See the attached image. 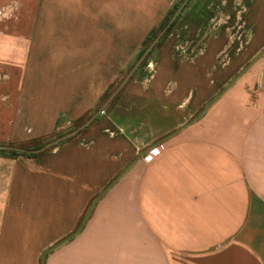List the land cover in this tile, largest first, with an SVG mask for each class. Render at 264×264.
Segmentation results:
<instances>
[{"label":"crops","instance_id":"1","mask_svg":"<svg viewBox=\"0 0 264 264\" xmlns=\"http://www.w3.org/2000/svg\"><path fill=\"white\" fill-rule=\"evenodd\" d=\"M156 2L0 0V144L64 130L109 90L112 79L90 81L96 22L113 21L96 5H119L126 22L129 4L138 20ZM66 3L78 6L67 18ZM247 3L253 24L264 0ZM205 17L194 8L190 23ZM197 36L184 48L157 46L84 131L37 156L0 154V264H42L131 162L46 264H264V70L253 64L216 97L225 80L210 77L222 48ZM48 37H76V51ZM71 51L66 65L48 56Z\"/></svg>","mask_w":264,"mask_h":264},{"label":"rangeland","instance_id":"2","mask_svg":"<svg viewBox=\"0 0 264 264\" xmlns=\"http://www.w3.org/2000/svg\"><path fill=\"white\" fill-rule=\"evenodd\" d=\"M72 1L73 0H68V2ZM113 1L115 2V0ZM151 1L153 0H149V2ZM155 2V5L154 3L152 5L150 4L149 8L148 6L145 7V14H139L140 16L136 15L138 20L134 18L135 15L131 12V4H129L128 17L126 22H124L125 20H123V18H119L115 14V8L116 6L119 7V5L114 4L113 6H110L112 12H105L106 7L104 5H96L95 13H97L98 17L108 18L105 16V13H112L113 21L98 19L96 22L97 30H95L93 34H96L97 36L96 51L94 54L96 56L97 63L94 72L90 77L92 80H89L97 82L101 80L110 81L112 79L113 82L109 90L103 96L102 100L99 101L86 116L79 120H76L71 125H67L69 127L66 126L64 130L59 131L58 133L60 135L71 131L72 129L85 122L103 105L109 94L112 93L113 90H115L130 67L136 62L137 57L155 38H157V36H159L182 0H155ZM247 2H249V0H229V4H227L225 0H190L187 6L175 20L173 25L170 27V29L162 35L163 37L161 44L167 39V41H165V44H176L183 48L185 46H189L192 43L193 39H198V41L200 42L201 39H199L200 37L197 36V34L207 33L208 36H212L211 38H213L215 41L218 40V44L220 48H222V52L216 59L217 70L215 72V75L211 76L210 79L216 81V79L220 80L224 77L225 82L214 95L222 92L223 90L225 91L229 87L230 82H232V80H234L238 76V74L264 49V20H262V18L264 17V15L262 14L264 13L260 12V14L258 15L260 17V20H257V22L254 21L252 24L251 21H248V15H246L249 9V5ZM50 7L52 8V12H55L56 6H54V9L53 6ZM77 7L78 6H76V4L68 5L66 3L65 5L59 6V9L62 8V11L65 13L67 18L68 16H72V14L76 13ZM83 7L88 8V6ZM124 7H127V5H124ZM194 8L198 10V13L207 16L201 21H197V26L190 23V13L193 12ZM67 22L68 21H65V23ZM85 24H87V22ZM173 30H175L174 35L172 34ZM177 33L179 34L178 36H176ZM37 39L40 40V38ZM46 39H48L49 44H55L57 41H59V43H64L66 46H70L69 48L73 47L74 51H76V37H48ZM141 41V46H139L138 50L133 54L134 48L139 45ZM194 43L195 41L193 42V44ZM126 48L128 50L127 53L124 52ZM155 49L156 47L154 48V50ZM154 50L150 53L145 62H148V60H150L149 58L153 54ZM74 51L71 52L73 53ZM132 54L133 57L130 59L128 66L122 69V64L125 62L128 56L130 58ZM34 55L40 56L41 53ZM51 55L58 56L59 58H65V62L63 64L66 65L67 63H69V57H72L73 55L76 56V52H74L73 54H48L49 57H51ZM143 64L142 66L144 67ZM253 64V68H255L253 72H255V70H264V53L260 55V57L256 61H254ZM250 67L247 70H249ZM141 69L142 67H140L138 71ZM137 72L135 73V75L137 74ZM245 72L237 79L239 80V78L243 76H246L243 77L244 79L251 76L250 71H248L247 74H245ZM254 76L255 75H253L252 77L254 78ZM82 79L83 78H81V80ZM83 80L86 81L87 78H84ZM253 88L255 91L258 88L257 81L253 85ZM94 122L95 121H93L91 124H93ZM42 139L44 138L18 145H21L23 147H27V145L35 147L39 144V140Z\"/></svg>","mask_w":264,"mask_h":264},{"label":"water","instance_id":"3","mask_svg":"<svg viewBox=\"0 0 264 264\" xmlns=\"http://www.w3.org/2000/svg\"><path fill=\"white\" fill-rule=\"evenodd\" d=\"M190 0H182V2L180 3V5L176 8V10L174 11V13L172 14V16L170 17V19L168 20L166 26L163 28V30L161 31V33L159 34V36H157V38H155L146 48L145 50L142 52V54L137 58L136 62L133 64V66L131 67V69L128 71V73L125 75V77L123 78V80L120 82V84L115 88V90H113V92L107 97V99L105 100V102L103 103V105L89 118L87 119L85 122H83L82 124H80L79 126H77L76 128L72 129L71 131L62 134L61 136L50 140L48 142H46L45 144H43L42 146L38 147V148H25L22 146H17V145H9V144H0V149H5V150H13V151H18L21 153H31V154H39L73 136H75L76 134L80 133L81 131H83L85 128H87L105 109L106 107L112 102V100L117 96V94L122 90V88L126 85V83L132 78V76L134 75V73L139 69V67L141 66V64L144 62V60L148 57V55L151 53V51L154 49V47L156 46V44L158 43L159 39L161 38V36L166 32V30L168 28H170V26L173 24V22L178 18V16L181 14V12L183 11V9L187 6V4L189 3ZM264 53V49L261 51V53L252 61L250 62L239 74L238 76L232 80V82H230L229 86L233 84V82L240 76L242 75L253 63L254 61H256L260 55H262ZM224 92V90L222 91ZM220 92V94L222 93ZM220 94H218L216 97H218ZM210 105V104H208ZM205 106V108L198 114V116H196L194 118L197 119L208 107ZM133 162H131L122 172H120V174H118V176H116L111 182L110 184H108V186L106 188H104V190H102V192L93 200L92 204L90 205L88 211L86 212L80 226L77 228V230H75L74 232H72L70 235H68L67 237L63 238L62 240L58 241L57 243L51 245L50 247H48L42 254V264H46V256L48 254L49 251L59 247L60 245L64 244L66 241H68L70 238H72L74 235H76L78 233V231L81 229L82 225L84 224V222L86 221L87 217L89 216L92 208L94 207L95 203L98 201V199L130 168V166L132 165Z\"/></svg>","mask_w":264,"mask_h":264},{"label":"trees","instance_id":"4","mask_svg":"<svg viewBox=\"0 0 264 264\" xmlns=\"http://www.w3.org/2000/svg\"><path fill=\"white\" fill-rule=\"evenodd\" d=\"M174 22H175V21H174ZM174 22H173V23H174ZM172 25H173V24H172ZM172 25H171V26H172ZM171 26H170V27H171ZM169 29H170V28H168V29L166 30V32H167ZM149 36H151V35H149ZM162 37H163V36H161V39L158 41V43L156 44L155 47H157V46H159V45L161 44V42H162ZM155 47H154V48H155ZM153 50H154V49H153ZM153 50H152V51H153ZM152 51H151V52H152ZM141 54H142V53H141ZM141 54H140V55H141ZM140 55H139V56H140ZM149 55H150V54H149ZM149 55H148V56H149ZM139 56H138V57H139ZM138 57H137V58H138ZM147 58H148V57H147ZM147 58H146V59H147ZM146 59H145V60H146ZM136 60H137V59H136ZM145 60H144V62H145ZM144 62H143V63H144ZM146 62H147V61H146ZM146 62H145V63H146ZM143 63H142V64H143ZM145 63H144L143 65H145ZM142 64H141L140 67H143ZM132 66H133V65H132ZM132 66H131V67H132ZM131 67H130V69H131ZM140 67H139V68H140ZM130 69H129V70H130ZM129 70H128V71H129ZM137 71H138V70H137ZM137 71H136V72H137ZM136 72H135V73H136ZM127 73H128V72H127ZM127 73H126V74H127ZM135 73H134V75H135ZM126 74H125V75H126ZM134 75H133V76H134ZM133 76H132V77H133ZM124 77H125V76H124ZM131 79H132V78H131ZM122 80H123V79H122ZM110 94H111V93H110ZM110 94H109V95H110ZM106 99H107V98H106ZM99 117H100V116H98L94 121L98 120ZM85 129H86V128H85ZM85 129H84V130H85ZM84 130H83V131H84ZM56 136L59 137V136H61V135H60L58 132H56V133H54V134L48 136L47 138H44V139H42V140H39V144H38L37 146L33 147V146H29V145H27V147H25V148H38V147L42 146L43 144H45L46 142H48V141H50V140H53V139L57 138ZM46 140H47V141H46ZM67 140H68V139H67ZM43 141H44V142H43ZM65 141H66V140H65ZM65 141H63V142H65ZM40 142H41V143H40ZM42 142H43V143H42ZM63 142H61V143H59V144H57V145H55V146H53V147H51V148H49V149H52V148H54V147H56V146L62 144ZM11 145H12V144H11ZM17 146H19V145H17ZM20 146H21V145H20ZM22 147H23V146H22ZM49 149H48V150H49ZM0 154H2V155H9V156H19V155H23V156H27V157H33V156H37V155H38V154H31V153H21V152H18V151L5 150V149H0Z\"/></svg>","mask_w":264,"mask_h":264},{"label":"built area","instance_id":"5","mask_svg":"<svg viewBox=\"0 0 264 264\" xmlns=\"http://www.w3.org/2000/svg\"><path fill=\"white\" fill-rule=\"evenodd\" d=\"M155 150L156 149H150L145 155V160L150 161L155 154Z\"/></svg>","mask_w":264,"mask_h":264}]
</instances>
